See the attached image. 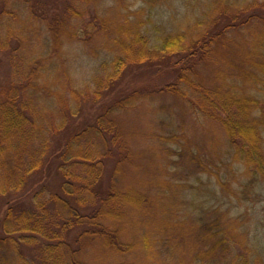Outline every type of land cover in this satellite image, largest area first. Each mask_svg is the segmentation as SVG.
<instances>
[{
	"label": "trees",
	"instance_id": "16d2710c",
	"mask_svg": "<svg viewBox=\"0 0 264 264\" xmlns=\"http://www.w3.org/2000/svg\"><path fill=\"white\" fill-rule=\"evenodd\" d=\"M93 1L0 0V54L10 67L8 76L0 73V264H96L82 255L93 242L111 252L105 264H136L125 258L130 244L121 228L130 225L140 199L115 180L130 158L115 117L153 94L182 97L186 115L225 136V154L216 160L193 147L183 126L181 140L165 138L182 143V186L205 175L224 186L217 165L230 167L227 174L239 185L235 164L249 181L243 192L264 182V0H212L182 30L159 39L144 33L139 13L132 22L124 17L113 36L107 18L93 15L91 23L98 22L105 36L100 50L106 61L92 87L84 91L61 77L52 82L56 66L40 53L39 38L46 37L56 57L65 42L84 41L77 26ZM82 32L95 36L85 27ZM31 38L33 48L23 52ZM226 54L231 59L209 78L208 64ZM140 80L161 86L149 90ZM88 100L100 112L79 124ZM49 170L56 180L52 191L41 182ZM225 187L236 195L231 183ZM189 188L192 198L182 202L205 219L204 250L181 264H236L225 228L228 211L198 202L194 184L182 188L183 196Z\"/></svg>",
	"mask_w": 264,
	"mask_h": 264
},
{
	"label": "rangeland",
	"instance_id": "374dc122",
	"mask_svg": "<svg viewBox=\"0 0 264 264\" xmlns=\"http://www.w3.org/2000/svg\"><path fill=\"white\" fill-rule=\"evenodd\" d=\"M211 1L94 0L86 7L84 19L79 21L77 26V29L81 28L80 34L85 38L84 41L76 44L65 42L61 48V56L56 57L47 49L46 37L39 38L38 43L40 48L42 47L40 53L43 52L44 57L50 60L49 63L56 66L55 73L49 79L52 81L56 77H61L72 80L76 88L84 91L92 87L94 74L106 61L105 51L100 50L105 36L103 32L98 31V22H95V25L91 23L94 22L93 15L107 18L108 35L113 36L117 30L119 31L124 17L132 22L135 20V14L139 13L144 33L152 39H159L168 32L182 30V27L187 26L205 11V4L208 5ZM9 24L15 30L21 28L19 23ZM84 27L90 35L95 36L87 39V35L82 32ZM30 35L31 32L26 33V36ZM31 40L30 44L28 39L26 40L23 52L33 48V40L36 39ZM224 58L228 61L231 59L226 54L215 64H208L205 74L209 78L214 76ZM0 61L2 62L0 73L8 76L10 67L7 57L0 54ZM146 76L148 78V75ZM152 81L149 83L140 80L138 84L148 86L149 90L161 86V83L153 84ZM88 101L89 104L84 107L82 115L76 117L79 124L100 112L97 105H92L91 101ZM57 106V103H54L53 110L54 107L56 110ZM131 106L119 110L115 117L130 152L129 161L119 175L115 176V180L120 187L129 188L132 191L131 195L140 199L131 212L130 225L121 228V238L130 244L125 258L136 264H181L187 263L190 256L195 258L201 251L203 252L204 230L201 224L205 223V219L196 217L190 208L191 205H183L182 202L183 199L188 203L192 198L191 188L185 191L187 194L185 196L182 195V188L186 189L187 185L194 184L195 190H199L198 202L202 199L208 207H220L221 210L228 211V222L226 227L225 224L223 227L230 231L229 235L233 240L230 254L236 256V264H264V182L258 184L254 190L248 187L243 192L244 185L249 181L235 164L233 169L237 172L239 185L227 174L230 167L217 165L224 186H221L214 177L209 178L207 175L201 176L200 183L191 177L188 184L185 182L182 186V159L179 157L182 143L177 145L171 138L165 139L174 134V138L181 140L183 126L193 147L216 160L224 156L226 151L223 131L202 120L199 123L195 122L182 110V97L172 94H153ZM48 174L50 175L45 173L42 176L41 182L47 184V190L52 191L56 180L53 171L51 174L49 170ZM228 183H231L235 196H230L232 191L225 187ZM87 245L82 254L86 260L96 264L110 262L111 252L106 253L107 250H103L95 242Z\"/></svg>",
	"mask_w": 264,
	"mask_h": 264
}]
</instances>
